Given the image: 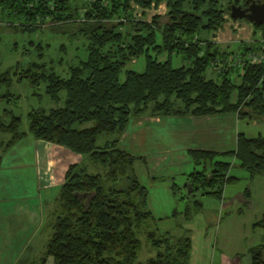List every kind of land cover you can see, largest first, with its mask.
Segmentation results:
<instances>
[{
    "label": "trees",
    "instance_id": "trees-1",
    "mask_svg": "<svg viewBox=\"0 0 264 264\" xmlns=\"http://www.w3.org/2000/svg\"><path fill=\"white\" fill-rule=\"evenodd\" d=\"M161 1L165 10L153 11ZM231 1L0 0L1 24L35 30L48 22L53 31L84 38V53L67 61L65 75L42 59L0 71V88L5 87L0 98L19 96L9 89L15 77L33 86L44 83L53 102L62 99L61 105L30 108L28 130L36 139L82 155L81 161L70 162L64 171L50 236L43 254L31 264H45L48 255L55 264H189V235H157L153 229L145 230V235L155 254L144 263L137 260L141 245L137 233L149 218L154 219L146 208L148 190L133 168L140 156L118 146L119 137L101 146L96 140L102 132L121 134L132 116L147 110L163 116L234 111L238 117L264 120V63L222 62L235 53L259 48L264 44L263 31L235 47L208 37L227 19ZM253 26L257 29L263 22ZM48 45L38 41L37 56L43 57ZM59 48L67 51L64 44ZM172 53L180 56V64L173 63ZM139 56L144 57L142 69L125 67ZM3 114L0 133L10 134L0 136L4 152L26 131L19 128L21 117L12 109L4 108ZM87 121L92 123L78 126ZM235 138V147L224 152L235 156L250 175L264 174V135L238 131ZM187 152L195 163H204L202 169L188 172L189 192L201 189L221 198L225 183L237 178L228 173L230 162L213 160L218 153L213 149L189 147ZM1 157L0 153V163ZM88 162L103 170H88ZM243 194L248 199L249 188ZM192 205L198 208L201 201ZM190 206H185L187 218ZM256 223L264 225V214ZM249 252L250 264H264V243Z\"/></svg>",
    "mask_w": 264,
    "mask_h": 264
},
{
    "label": "rangeland",
    "instance_id": "rangeland-1",
    "mask_svg": "<svg viewBox=\"0 0 264 264\" xmlns=\"http://www.w3.org/2000/svg\"><path fill=\"white\" fill-rule=\"evenodd\" d=\"M151 12L153 11H150L148 15ZM227 16L225 25L234 21L246 22L245 24L252 28L254 38L259 37L261 31L264 34V22L263 26L256 29L252 22L245 18H231L229 14ZM47 26H49L48 22L35 30H21L0 23V71L16 63L25 65L32 59H42L46 60L48 65H52L55 71L65 75L67 61H70L74 54L80 56L84 53V38L53 31ZM246 33L236 35L227 31L219 36L223 38L224 35H229L232 38L233 34L236 35L230 44L235 47L239 37L249 39ZM230 37L228 38L231 39ZM38 41L49 44L44 49L43 57L37 56L35 46ZM60 44L66 46V52H62L59 48ZM163 55L166 56L164 53L160 57ZM171 57L174 64L181 63L180 56L176 53H172ZM60 58H63L62 62H59ZM143 66V56L132 57L125 65V67L136 69H142ZM123 71L120 73L121 77L124 76ZM44 86V83L33 86L26 79L17 80L13 77L9 89L19 96L9 100L0 98V117L4 116L6 119L3 114L4 108L12 109L21 117L19 128L26 131V134L7 150L4 152L0 150L2 154L0 209L1 207L2 210L4 209L7 201L16 202L14 210L25 203L31 204L37 201L42 202L46 219H52L57 207L59 186L52 188L42 182L44 179L45 183L50 184L52 178L50 175L45 176L46 179L38 175L40 172L38 153L42 146L37 140L43 141V139H36L29 132L27 118V111L32 107L48 108L63 103L62 99L58 103L53 102L46 94ZM3 91L5 87L0 88V92ZM60 94L63 97L64 91ZM234 98L235 92L231 95V99L234 100ZM155 115L159 114L147 110L143 114L132 116L121 134L102 132L96 140V144L101 146L107 139L119 137L118 146L140 156L135 159L133 168L138 179L148 190L146 208L151 210L154 219L149 218L137 233L141 241L137 260L144 263L149 256L155 254V248L145 235V230L153 229L157 235L178 236L184 233L189 235L192 241L189 264H250L249 248L258 243H264V225L256 223L264 214V174L250 175L246 168L239 165L235 156L224 151L235 147L238 131H243L248 136L264 135V120L238 117L234 111L204 116L160 115V120H154L152 116ZM189 117L191 119L187 120ZM91 123L92 121H87L78 126ZM1 135L10 136L8 133H0ZM189 147L217 150L218 153L212 158L213 160L221 159L230 162L228 173L237 178L225 183L221 198L201 193V189L189 192L190 184L186 179L188 172L194 169L200 170L204 164L191 160L187 152ZM58 148L60 145L48 143L42 151L45 155L52 157L54 154L55 156L59 154ZM71 152L66 147L60 152L59 155L62 157L57 160V166L53 170L55 177L61 176L60 168L63 165L66 166L73 160H82L81 154L74 153L77 154L74 157ZM47 162L54 163L53 160ZM210 167V160H207V169ZM51 169V167L48 168V170ZM88 170L102 171L103 167L88 162ZM245 188L250 190L248 199L243 194ZM195 200L201 201L198 208L192 205ZM187 203L191 205L188 218L185 217ZM14 210L12 213L16 214ZM44 228L37 232V239L31 246L29 245L30 250L29 246L25 249L23 244L15 241L13 251L17 253L29 250L27 254L29 257L26 258L29 262H37L43 254L45 242L51 233L50 227L46 228L47 230ZM12 242L13 240L11 245ZM0 264L13 263L1 262ZM45 264H55L51 255L47 256Z\"/></svg>",
    "mask_w": 264,
    "mask_h": 264
},
{
    "label": "crops",
    "instance_id": "crops-1",
    "mask_svg": "<svg viewBox=\"0 0 264 264\" xmlns=\"http://www.w3.org/2000/svg\"><path fill=\"white\" fill-rule=\"evenodd\" d=\"M166 6L164 2H159L157 7L153 10V11H158L161 10V12H163L165 10ZM228 18V16H227ZM227 22V19L224 21V23L218 27L215 30H211L208 33V37L212 40L217 41L220 44L226 45V44H232V40L233 37H235L236 35H240L242 33H246V36H248L247 38L249 39H245L243 37H239V41L241 40H245V41H252L253 39H255L252 35V28L247 26L245 23L246 22H230L228 23V25H225ZM253 24V22H252ZM237 29V31H236ZM227 31L229 32H233L234 34L236 33V35L231 38L229 35L226 36L224 35L223 38H221L219 36V34L222 33H227ZM213 34V35H212ZM223 35V34H222ZM252 36V37H251ZM228 37H230L231 39H229ZM223 41H227V43H222ZM234 47V46H233ZM160 115H155L152 116L154 118V120H160ZM187 116V115H186ZM190 116V115H189ZM191 118L189 117L187 120H190ZM37 142L43 147H45V145H47L48 143H54V142H50V141H46V140H37ZM56 145H60L57 143H54ZM62 145H60V148H58V152L60 154V152L63 149V147H61ZM42 148H40L38 156H39V163H38V168H39V174L41 176H47L50 175L51 178V182L50 184H47L44 182V179H42L43 183L46 185H49L50 187H56L59 186V184L62 182L63 180V174L64 171L67 167L63 165V167H61V171L60 174L61 176H57L55 177L54 171L56 166H57V160L60 159L62 156H60L59 154L55 156V154L50 157L47 156L43 153ZM69 150V149H68ZM70 151V150H69ZM56 152V153H58ZM71 152V151H70ZM74 157L77 154H74V152H71ZM53 160V164H48L47 161ZM72 162H75V160H73ZM51 167V170H48V168ZM40 176V177H41ZM46 179V177H45ZM49 179V178H48ZM56 179V180H54ZM38 199H40L39 194H37ZM29 197H32L31 195H29ZM31 199V198H29ZM28 200V199H27ZM26 205V206H25ZM16 206V202H11V201H7L5 203V207L2 210V207L0 209V263L1 262H12L13 264H26V262H28L27 264H31L34 261L29 262L28 258H26L27 256L29 257L28 252L31 249L30 246L32 245L33 241L36 240V234L37 232H40L44 227V229L49 227L51 228V223L53 221L54 218V214H55V210L53 213V218H48L46 219V215H44V207L42 206V202H33L31 204H27L25 203L23 206L18 207V209L14 210ZM10 207V208H8ZM16 211V214H13L12 211ZM15 216V217H14ZM47 230V229H46ZM7 232V233H6ZM11 240H13L12 245H11ZM15 241L23 244L22 246L25 247V249H27V247L29 246V250L25 251H19L17 253H15V251H13L14 249V245H15ZM31 244H30V243ZM46 243V242H45ZM45 246V245H44ZM191 246H192V241H191ZM25 251V252H24ZM22 252H24V254H22ZM24 255V256H23ZM53 259V258H52ZM54 262V261H53Z\"/></svg>",
    "mask_w": 264,
    "mask_h": 264
},
{
    "label": "water",
    "instance_id": "water-1",
    "mask_svg": "<svg viewBox=\"0 0 264 264\" xmlns=\"http://www.w3.org/2000/svg\"><path fill=\"white\" fill-rule=\"evenodd\" d=\"M228 14L231 18H245L250 22L262 23L264 22V0H249L246 7L231 3Z\"/></svg>",
    "mask_w": 264,
    "mask_h": 264
},
{
    "label": "built area",
    "instance_id": "built-area-1",
    "mask_svg": "<svg viewBox=\"0 0 264 264\" xmlns=\"http://www.w3.org/2000/svg\"><path fill=\"white\" fill-rule=\"evenodd\" d=\"M246 61L264 63V44H261L259 48L248 49L241 54L235 53L230 58L223 59L222 62L242 66Z\"/></svg>",
    "mask_w": 264,
    "mask_h": 264
},
{
    "label": "flooded vegetation",
    "instance_id": "flooded-vegetation-1",
    "mask_svg": "<svg viewBox=\"0 0 264 264\" xmlns=\"http://www.w3.org/2000/svg\"><path fill=\"white\" fill-rule=\"evenodd\" d=\"M231 3L239 4L241 7H246L249 4V0H234L231 1L229 4Z\"/></svg>",
    "mask_w": 264,
    "mask_h": 264
}]
</instances>
